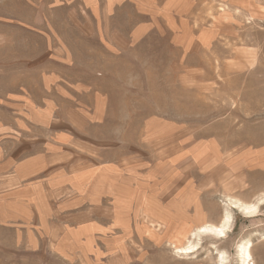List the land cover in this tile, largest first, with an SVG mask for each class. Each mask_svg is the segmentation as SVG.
<instances>
[{
	"label": "rangeland",
	"instance_id": "1",
	"mask_svg": "<svg viewBox=\"0 0 264 264\" xmlns=\"http://www.w3.org/2000/svg\"><path fill=\"white\" fill-rule=\"evenodd\" d=\"M0 264H264V0H0Z\"/></svg>",
	"mask_w": 264,
	"mask_h": 264
},
{
	"label": "bare ground",
	"instance_id": "2",
	"mask_svg": "<svg viewBox=\"0 0 264 264\" xmlns=\"http://www.w3.org/2000/svg\"><path fill=\"white\" fill-rule=\"evenodd\" d=\"M233 202V201H232ZM234 208H237V209H240L242 212H244V213H248V214H251V213H253L254 211H255V208H256V206L255 205H245V206H243V205H241V206H239V205H237V206H235ZM223 225V224H222ZM201 231H199V233L198 234H201L200 233ZM204 233H212V234H215V235H219V236H222V234H223V230L222 229H219L218 227H213V226H207V227H205L204 228V231H203ZM223 238V237H222ZM249 245H250V243H248ZM243 245V244H242ZM244 246H245V244H244ZM243 247V246H242ZM250 247V249H251V246H249ZM242 249V248H241ZM250 250H248L247 248L244 250V257H246L247 259L250 257ZM189 253V252H188ZM191 253V252H190ZM240 258V257H239ZM251 258V257H250ZM243 261H244V259H242ZM246 260V259H245ZM249 262H250V260H249ZM241 263V262H240ZM246 263V262H245Z\"/></svg>",
	"mask_w": 264,
	"mask_h": 264
},
{
	"label": "crops",
	"instance_id": "3",
	"mask_svg": "<svg viewBox=\"0 0 264 264\" xmlns=\"http://www.w3.org/2000/svg\"><path fill=\"white\" fill-rule=\"evenodd\" d=\"M206 227H207V226H206ZM204 228H205V227H201V228H199V229L197 230V233H199V231H201L200 233L203 234V233H204V232H203V231H204ZM201 234H199V235H201ZM204 234H205V233H204Z\"/></svg>",
	"mask_w": 264,
	"mask_h": 264
}]
</instances>
